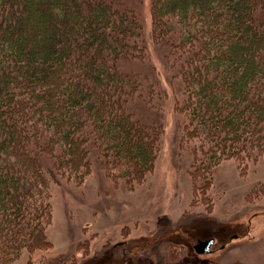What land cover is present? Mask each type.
Returning <instances> with one entry per match:
<instances>
[{
    "label": "trees",
    "instance_id": "16d2710c",
    "mask_svg": "<svg viewBox=\"0 0 264 264\" xmlns=\"http://www.w3.org/2000/svg\"><path fill=\"white\" fill-rule=\"evenodd\" d=\"M152 22L206 198L215 165L264 154V0H152ZM143 28L120 0H0V264L49 248L51 183L82 182L92 150L127 184L153 170L162 126L129 107L159 79L124 71Z\"/></svg>",
    "mask_w": 264,
    "mask_h": 264
},
{
    "label": "rangeland",
    "instance_id": "374dc122",
    "mask_svg": "<svg viewBox=\"0 0 264 264\" xmlns=\"http://www.w3.org/2000/svg\"><path fill=\"white\" fill-rule=\"evenodd\" d=\"M120 1L140 14L149 55L124 63V71L154 74L163 94L129 107L143 123L162 126L155 166L142 182L127 184L92 150L82 182L51 183L49 248L24 252L14 264H264V154L246 165H215L203 198L193 144L182 135L186 119L175 107L183 89L152 37V0ZM209 238L211 251L197 254L193 246Z\"/></svg>",
    "mask_w": 264,
    "mask_h": 264
},
{
    "label": "water",
    "instance_id": "95a60500",
    "mask_svg": "<svg viewBox=\"0 0 264 264\" xmlns=\"http://www.w3.org/2000/svg\"><path fill=\"white\" fill-rule=\"evenodd\" d=\"M214 243V238H209L205 240H198L197 243L193 246L194 251L197 254H204L211 251V246Z\"/></svg>",
    "mask_w": 264,
    "mask_h": 264
}]
</instances>
